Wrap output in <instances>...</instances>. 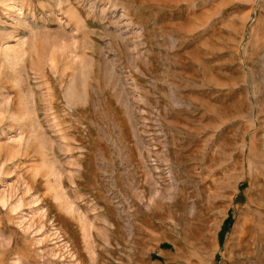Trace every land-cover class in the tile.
Wrapping results in <instances>:
<instances>
[{"label":"rangeland","instance_id":"374dc122","mask_svg":"<svg viewBox=\"0 0 264 264\" xmlns=\"http://www.w3.org/2000/svg\"><path fill=\"white\" fill-rule=\"evenodd\" d=\"M0 264H264V0H0Z\"/></svg>","mask_w":264,"mask_h":264},{"label":"trees","instance_id":"16d2710c","mask_svg":"<svg viewBox=\"0 0 264 264\" xmlns=\"http://www.w3.org/2000/svg\"><path fill=\"white\" fill-rule=\"evenodd\" d=\"M228 218H229V217H227V218L225 219L224 226L222 227V229H223V230H224V229H225V227H226V222H227Z\"/></svg>","mask_w":264,"mask_h":264}]
</instances>
